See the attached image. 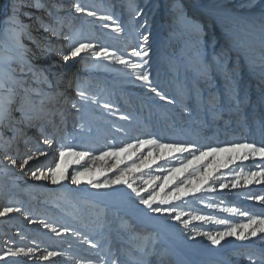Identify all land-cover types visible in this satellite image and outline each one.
Returning a JSON list of instances; mask_svg holds the SVG:
<instances>
[{"label":"rangeland","instance_id":"rangeland-1","mask_svg":"<svg viewBox=\"0 0 264 264\" xmlns=\"http://www.w3.org/2000/svg\"><path fill=\"white\" fill-rule=\"evenodd\" d=\"M77 2L97 16L76 12ZM14 12L17 23L30 26L31 39L17 43L13 37ZM101 16L112 19L102 21ZM113 21L121 32L112 31ZM41 22L59 29V35L45 31ZM65 37L106 46L141 67L88 54L65 62L61 53L71 43ZM134 49L146 50L148 56H132ZM142 72L148 73V83L137 79ZM5 80L16 94L10 119L3 113ZM149 83L172 103L153 93ZM27 99L32 103H24ZM21 103L23 122L15 110ZM150 138L200 149L232 142L264 146V0H0V211L21 209L0 216V264H14L16 256L7 253L18 248L61 253L47 264H264V234L247 241L227 237L212 245L201 233L223 231L227 225L191 219L203 215L232 224L247 221L229 208L264 217V203L250 198L264 196V183L226 189L217 183L215 190L160 205L186 213L182 221L190 222L185 225L174 219L175 213L152 212L126 185L93 188L87 181L99 176L103 161L96 162L95 172L81 176L79 185L70 179L80 167L75 164L68 168L69 179L58 184L31 175L37 168L54 167L64 147L96 156L109 147ZM37 150L46 153L48 162L30 161L21 169L22 160ZM179 162L160 161L144 170V178L165 175L160 166ZM237 164L229 166L234 171L217 173L221 182L230 185L241 168L259 171L264 159L250 157ZM141 175L135 178L138 189L144 187ZM99 178L102 182L105 177Z\"/></svg>","mask_w":264,"mask_h":264},{"label":"snow or ice","instance_id":"snow-or-ice-1","mask_svg":"<svg viewBox=\"0 0 264 264\" xmlns=\"http://www.w3.org/2000/svg\"><path fill=\"white\" fill-rule=\"evenodd\" d=\"M75 11L78 13L86 14L89 17H96L97 12L89 10L86 6H82L79 2L73 5ZM27 15V14H25ZM13 17H10V32L13 37L17 40V43H21V39L28 37L31 39V33L29 31L30 26H25L22 21L19 23L16 22L18 19V13L14 12ZM102 21H108L112 18L110 16H101L99 17ZM105 28L110 27L109 24L105 23L103 25ZM40 27L44 28L45 31L51 32L52 35H59V29L52 27L51 25H44L40 23ZM112 31L119 33L122 31V28L119 24H116L115 21L112 22ZM197 31L199 29L197 28ZM69 39L71 43L68 45L66 51H63L62 58L65 62L81 57L82 54H88L97 59L103 58L105 60H111L118 64L131 66L132 68H140L141 65L138 63H131L129 60L125 59L124 56L118 55L115 51H110L108 47L103 45H98L90 40L84 38L73 39L72 37H65ZM148 37L145 36L144 40L147 41ZM132 56L139 57L143 59L148 56V52L133 50L131 53ZM147 63V61H144ZM207 75V72L204 73ZM137 79L149 82V75L147 72H142L137 75ZM9 80L13 81L15 84V78L9 76ZM5 91L3 95V113L4 117L7 119L11 118L13 111V104L15 103V91L13 85L8 83V80L3 82ZM150 90L160 97L162 100H168V97L162 95L157 88L152 87L149 83ZM81 99L84 98V93L80 92ZM169 103H172L171 100H168ZM24 103H32L30 99L24 101ZM24 103L16 108V111L21 112L23 122L24 118ZM43 104V101H41ZM73 107H76L73 104ZM105 108H108L109 105L105 104ZM127 119V117H122ZM44 143L51 144V140L45 139ZM147 148V154H144V149ZM121 153L124 154V157L121 158ZM188 153L189 156L181 159L183 154ZM46 155L45 152L39 151L38 153L29 154L27 158L23 159L19 164V167L23 169L25 166L29 165V162L33 159L38 158V156ZM260 157L264 159V146H256L254 143L249 142H232L224 146L216 147H206L203 149L197 148L193 144H184V143H162L160 140L155 138L150 139H138L133 143H125L123 146L119 147H109L108 150L101 151L99 155L93 156L88 151H75L71 147L62 148L59 153V159L55 161L54 167L50 166L46 170L42 168H37L35 171L31 172L33 178L37 180H50L52 184H58L62 179H69L68 168L71 164L80 166L76 171L70 175L72 184L79 185L81 183L80 177L88 172L96 171V162L103 161L99 166V176H92L88 179L87 183L90 184L95 189H106L111 188L115 185H126L132 192L136 193L141 197L140 202L146 205L152 212L155 213H165L174 215V219L177 221H182V216L186 213L178 212L175 207H161L160 205H171L174 201H180L185 197L190 195L195 196L197 193L209 190H215V185L219 183L221 189H226L229 186L236 188L241 185H250L253 182L261 184L264 183V168L259 171H248L244 172L241 168V171L235 172L230 185L229 183L221 182L222 175H217L221 173V169H230V165H235L240 167L237 164V161H246L250 157ZM74 158L71 161H67V158ZM87 159H91V165L87 164ZM179 160L177 166L172 167H159L161 173H167L165 175H147V178H144V170L151 169L153 165H157L160 161H172ZM82 161L84 163L82 164ZM109 161H112L109 163ZM12 166H16L17 161L11 159L10 161ZM63 165V167H62ZM124 165V167H121ZM115 173L111 178L108 177V173ZM138 173H141L140 179L143 182V188H137L135 186V178ZM100 176L105 177L101 182ZM141 192H147L148 195L145 198L141 196ZM259 200L261 203H264V196L250 197ZM157 205L153 207V205ZM229 212L238 213L242 217H247L246 222L232 224L225 219H215L212 216H203V215H192V220H215L216 224L227 225L223 231L204 232L202 235L206 236L207 239L211 242L212 245H220L223 240L227 237H235L239 241H247L250 238L257 237L259 234H264V217L249 215L247 212L240 211L235 208L226 209ZM13 212H21L20 208L13 207H4L3 211H0V216H7ZM185 225L190 221L183 220ZM46 228H51L53 232L57 235L61 233L57 231L55 227L41 221ZM69 230L67 228L63 229V232L67 233ZM264 239V236H261ZM93 248L96 247L95 244L92 245ZM23 254L24 256L35 255V249L27 248H18L16 251L12 249L8 250L7 255L9 256H18ZM61 255L56 251H46L42 256V259L48 260L51 257H56ZM4 259V257H0ZM262 259H264V254H262ZM81 264V262H77ZM90 264V262H89ZM112 264H117L116 260L112 261Z\"/></svg>","mask_w":264,"mask_h":264},{"label":"bare ground","instance_id":"bare-ground-1","mask_svg":"<svg viewBox=\"0 0 264 264\" xmlns=\"http://www.w3.org/2000/svg\"><path fill=\"white\" fill-rule=\"evenodd\" d=\"M69 91V90H68ZM51 104V103H50ZM22 130V128H21ZM247 136H250V133H247ZM4 145L8 146L9 145V141H4L3 143ZM17 146H15L16 149ZM36 150V149H35ZM35 153H38V150L35 151ZM52 154V152H51ZM48 157V156H47ZM31 161H44V163H47L48 161L46 160V155L44 156H38V158L33 159ZM264 212V210H263ZM44 232V231H43ZM260 242V240L257 241H253L251 243V245H258ZM264 242V241H263ZM248 245V243H243L242 246L246 247ZM253 249V248H252ZM262 250L264 251V247L262 248ZM226 252V251H225ZM263 254V253H262ZM43 254L40 251H35V255H30V256H24L23 254H20L18 256H16V260L14 264H47L48 260H44L42 259Z\"/></svg>","mask_w":264,"mask_h":264}]
</instances>
